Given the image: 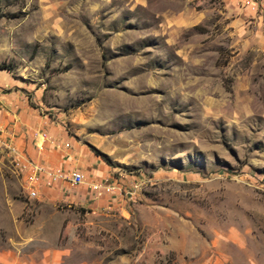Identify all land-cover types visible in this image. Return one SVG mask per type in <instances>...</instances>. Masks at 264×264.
<instances>
[{
	"label": "rangeland",
	"instance_id": "374dc122",
	"mask_svg": "<svg viewBox=\"0 0 264 264\" xmlns=\"http://www.w3.org/2000/svg\"><path fill=\"white\" fill-rule=\"evenodd\" d=\"M0 65L87 180L141 183L30 198L0 153V264H264V0H0Z\"/></svg>",
	"mask_w": 264,
	"mask_h": 264
},
{
	"label": "crops",
	"instance_id": "0c3cea01",
	"mask_svg": "<svg viewBox=\"0 0 264 264\" xmlns=\"http://www.w3.org/2000/svg\"><path fill=\"white\" fill-rule=\"evenodd\" d=\"M16 82L7 74L0 72V127L10 133V137L17 144L25 156L46 167H73L81 169L85 174V164L81 157L86 152L77 146L63 131L59 122L46 115L39 114L37 108L29 106L26 97L18 90L2 92L3 87L14 88ZM46 131L48 135L58 141L54 145L48 141L43 142L40 132ZM68 142L70 147L64 148L62 144ZM87 155H85L86 157ZM90 180L106 176L97 172ZM86 175V174H85ZM38 194L51 202L56 201H85L92 206H105L109 204L111 196H104L92 202L87 193V184L75 192H67L64 182L47 184V179L42 178L38 185ZM8 258L5 252H0V261Z\"/></svg>",
	"mask_w": 264,
	"mask_h": 264
},
{
	"label": "built area",
	"instance_id": "2783aa9c",
	"mask_svg": "<svg viewBox=\"0 0 264 264\" xmlns=\"http://www.w3.org/2000/svg\"><path fill=\"white\" fill-rule=\"evenodd\" d=\"M40 136L43 142L48 141L54 145H60L46 131L40 132ZM0 141L2 142L0 153L16 164L20 173L23 175L30 198L38 197V185L41 183L43 177L47 179V184L49 185L64 182L67 192L70 193L77 191L81 186L87 184V193L92 202L98 201L104 196L132 195L139 190L141 185L137 180H130L127 186L122 183L121 178L113 175L87 180L84 172L76 167L64 169L59 166H43L25 156L14 140L11 139L10 133L2 127H0ZM62 147L68 148L70 144L65 142L62 144Z\"/></svg>",
	"mask_w": 264,
	"mask_h": 264
},
{
	"label": "trees",
	"instance_id": "16d2710c",
	"mask_svg": "<svg viewBox=\"0 0 264 264\" xmlns=\"http://www.w3.org/2000/svg\"><path fill=\"white\" fill-rule=\"evenodd\" d=\"M5 67L3 65H0V69H4Z\"/></svg>",
	"mask_w": 264,
	"mask_h": 264
},
{
	"label": "bare ground",
	"instance_id": "6f19581e",
	"mask_svg": "<svg viewBox=\"0 0 264 264\" xmlns=\"http://www.w3.org/2000/svg\"><path fill=\"white\" fill-rule=\"evenodd\" d=\"M0 143H2L1 141H0ZM16 165V164H15Z\"/></svg>",
	"mask_w": 264,
	"mask_h": 264
}]
</instances>
